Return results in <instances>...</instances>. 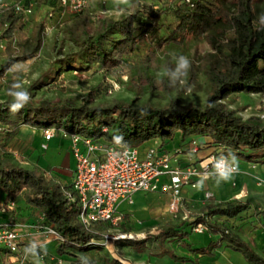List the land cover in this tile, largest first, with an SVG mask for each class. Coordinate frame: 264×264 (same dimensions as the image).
Here are the masks:
<instances>
[{
  "label": "trees",
  "instance_id": "obj_1",
  "mask_svg": "<svg viewBox=\"0 0 264 264\" xmlns=\"http://www.w3.org/2000/svg\"><path fill=\"white\" fill-rule=\"evenodd\" d=\"M178 1L171 11L175 23L166 27L169 33L165 41L180 43L185 34L203 35L210 52L197 65L191 61L174 65L164 57L163 75L155 88L151 70L153 56L147 54L130 69L127 91L131 97L126 100L93 105L91 94H86L79 102L35 100L34 90L54 80L62 71L83 72L95 65L108 74L124 56L133 52L137 41L146 36L151 27L135 1L116 19L102 16L91 20L90 13L84 9L60 23V32L68 49L52 60L46 71L27 87L23 99H11L16 83L11 80L6 83L5 98L0 101V151L16 134L17 127L25 125L35 129L54 127L135 149L153 139H159L163 144L175 133L180 141L189 135H203L229 160L262 163L264 120L256 117L241 120L224 101L237 94H264V0H260L261 6L255 0H191L187 4ZM36 2L47 4L53 12L58 11L55 0ZM104 11L102 7L100 12ZM151 16L158 18L157 13ZM20 18L21 15L15 14L10 7L2 11L0 26L6 23V27L2 29L0 40L23 38ZM42 21L35 23L28 34L29 50L0 64V78L11 63L28 60L39 50ZM29 41L25 39V42ZM197 69L210 83L202 106H181L176 98L161 107L137 103L146 88L151 93L158 88L180 95L193 83ZM66 188L37 169H25L8 160L0 161V192L4 197L14 201L20 194L32 217H40L39 223L52 227L61 240L54 249L56 256L82 261L84 253L97 249L89 242L99 240L98 233L106 227L94 226L96 234L84 231L76 218V208L63 197ZM245 209L246 205L237 201H208L201 207L199 216L189 223H181L179 227L189 226L187 231L168 226L140 242L159 247L163 241L177 239L180 247L190 254L207 257L224 246L238 252L247 264H264V257L257 255L235 232L219 220L217 223L208 219L216 217L229 221ZM195 225L216 239L204 247L192 249L186 240ZM161 253L173 262H188L171 250L161 249ZM111 264L118 263L113 261Z\"/></svg>",
  "mask_w": 264,
  "mask_h": 264
},
{
  "label": "rangeland",
  "instance_id": "obj_2",
  "mask_svg": "<svg viewBox=\"0 0 264 264\" xmlns=\"http://www.w3.org/2000/svg\"><path fill=\"white\" fill-rule=\"evenodd\" d=\"M132 1L138 3L137 5L141 11V15L151 24L150 30L146 36H143L137 41L133 52L124 56L120 63L108 74L97 69L95 65L92 66L91 69L83 72L62 71L54 80L48 81V83L34 90L33 98L35 100L47 98L55 101L70 99L79 102L86 94H91L93 105H109L115 100H126L131 97V94L127 91L128 75L130 74L132 65L137 61H142L145 55L151 54L153 56L151 70L156 88L158 79L163 75V69L166 63L164 57H167L169 62L174 65L186 63L188 61L194 64L196 63L195 65H197L200 59L210 52L209 45L203 38V35L193 36L191 34H185L184 39L180 43L165 41L169 33L166 27L175 23V18L171 11L172 8L174 9L175 4L179 3L178 0H94L91 6H87L85 11L90 13L91 20H95L102 16L116 19L122 11L130 6ZM19 3L22 5L31 3L34 5L36 0H19ZM255 3L261 6L260 0H255ZM34 7L35 6L32 7V13L26 19L28 22H26L32 23L33 19L37 18L38 20H43L41 46L30 59L10 64L6 72L0 78V101H3L5 98V85L10 80L16 83L11 94V99H23L27 87L46 71L48 64L52 60L59 57L68 49L67 42L64 39L63 33L60 32L59 25L64 21H68L69 16L55 17L48 21L46 20V10H42L38 7L34 9ZM100 7H104L105 11L100 12ZM6 8H8V6ZM156 13L158 14V18L154 19L151 14ZM26 22H24V24ZM33 23L35 24V22ZM1 29H3V27H1ZM22 31L24 33L23 38H2L0 40V64L29 50L30 41L28 40V34L30 31L28 26L26 27V24ZM25 39L29 42H25ZM195 72L193 83L180 95H176L173 92L168 93L158 88L151 93L146 88V91L138 97L137 103L140 105L149 104L151 106L161 107L168 101L176 98L181 106H202L210 90V83L199 69ZM179 85H182L181 82H179ZM224 102L241 120H246L249 117H256L260 121L264 120V95L237 94L227 97ZM153 140L157 143L160 142L159 139ZM8 144L0 151V154L15 155L17 161H22V152L18 150V148L14 150V148ZM4 151L8 152L5 153ZM238 161L242 160L240 159ZM216 179H221V176H217ZM260 185L264 186V183ZM161 198L164 202L167 200L164 196ZM160 200L157 201V204L160 203ZM141 203V200H138L135 204ZM145 203H149L147 198L143 200V204ZM198 208L199 205L191 206L187 203H180L176 212L171 213L166 211L163 206L162 210L160 209L159 211H153L151 207H148V218L138 219L137 223L125 221L126 223H123L124 225H119L109 231L111 235L116 232L132 234V239H125L123 242L108 241L106 244L98 245L97 249H93L87 254L85 262L86 264H92V259H94L97 264H111L113 261L118 264H180L167 259V257L163 256L161 253V249L171 250L176 255L182 253L183 248L180 247L179 240L170 239L168 241H163L159 247L146 243L143 244L140 241L145 242L147 236L156 235L161 229L168 226L187 231L189 229L188 225L183 227L179 226L182 222L189 223L194 220L196 216H199L201 208ZM208 219L209 221H215L217 223H219V220L225 227L239 235L242 231L239 228V223L247 218L246 216H237L229 221L216 217ZM195 226H193V228ZM191 234L193 238L196 237L194 235H197L199 238L203 235L211 236L205 230L200 234L191 231ZM135 235L137 237H135ZM188 240L189 238L186 241L188 242ZM138 241L139 243H137ZM197 242L200 241L197 240ZM119 246H121L122 250L118 248ZM140 257L142 258L140 259ZM1 264H4L3 261H1Z\"/></svg>",
  "mask_w": 264,
  "mask_h": 264
},
{
  "label": "crops",
  "instance_id": "obj_3",
  "mask_svg": "<svg viewBox=\"0 0 264 264\" xmlns=\"http://www.w3.org/2000/svg\"><path fill=\"white\" fill-rule=\"evenodd\" d=\"M92 1L94 0H88L87 6H91ZM16 3H19V0H0V14L7 6L12 9V6ZM33 6H35L34 9L38 7L42 10L50 8L47 4H39L37 2L34 3ZM54 13L55 17H67L66 15H59V10ZM27 18L28 17L23 19L20 18V23L23 25L24 22L27 21ZM37 20L38 18L33 19V22L37 23L42 19ZM27 22L25 24L30 31L34 23L32 22V25V23ZM4 25H6V23L3 24L2 27ZM1 32L2 29L0 26V33ZM8 145L12 146L14 150L18 148V150L22 152L23 160L17 161L15 155L0 154V161L8 160L25 169H37L45 177L54 179L62 187L69 186L72 179L73 160L66 139L59 135H55L49 141L43 142L41 129L19 125L16 134ZM157 146L170 156L175 154L176 160H172V167L191 165L194 161L209 154L220 155L219 149L210 143L208 137L191 135L180 141L178 133H175L171 140L165 141L163 144L160 142L157 143L154 140L143 143L137 148L138 155L143 157L147 149ZM191 149H195V152L191 153ZM4 152L6 153L8 151ZM178 152L179 154H176ZM232 161L236 163L238 168L236 173L218 175L219 177L221 176V179H216L217 176L200 179L194 188H190L189 186L182 187L180 190L179 205L180 203H187L191 206L199 205V208H201L208 201H213L215 203L237 201L245 204L246 209L235 216H246L247 218L239 223V228L242 231L238 236L248 244L257 255L264 257V186L257 185V180L264 183V161L262 163H248L236 159H232ZM162 180L163 179H161V181ZM204 193H208L210 198L206 200L204 198ZM163 196L167 199L165 202L162 201L161 197ZM145 198L149 200V203L143 204ZM138 200H141L142 203L136 205L135 203ZM158 200H160V203L157 204ZM9 201L10 200L5 198L4 194L0 192V225L9 224L14 226V231L19 238V245L21 248L36 249V251L29 253L27 264H56L57 260H60L61 264H86L85 258L90 252H86L82 255V261H76L74 258L66 256H56L54 253L56 243L51 238L44 236L34 229V225L39 223L41 218L32 217L29 206L24 203L20 194L14 197V201H12L13 207L11 209L7 208V203ZM168 201L169 197L165 193L136 192L132 195L130 204L120 203L117 206V211L123 214V221L120 225L126 222L137 223L138 219L148 218V207H151L153 211H159L160 209L162 210L163 206V208L168 211L166 204ZM191 235L192 234L188 237V243L192 249L204 247L210 241L216 239V237L212 235H203L201 238L197 235H194L196 237L193 238ZM197 240L200 242H197ZM118 248L122 250L121 246ZM39 252L44 255L43 260L37 258ZM179 256L188 259V262L180 264H247L238 252L232 251L224 246L214 250L210 257L201 256L199 254L193 255L185 249H183V252L180 253ZM1 261H3L4 264H17L14 256L0 248V264ZM92 264H97L94 259H92Z\"/></svg>",
  "mask_w": 264,
  "mask_h": 264
},
{
  "label": "built area",
  "instance_id": "obj_4",
  "mask_svg": "<svg viewBox=\"0 0 264 264\" xmlns=\"http://www.w3.org/2000/svg\"><path fill=\"white\" fill-rule=\"evenodd\" d=\"M181 1L187 4L191 0ZM55 3L59 15L73 16L86 9L88 0H55ZM32 7L31 3H16L12 6V11L23 19L31 15ZM45 14L48 21L55 18L51 8ZM5 27L6 25L3 26ZM55 135L68 141L73 160L72 179L63 190L65 201L76 208V218L84 231L96 234L94 226L106 227L98 233L100 239L91 240L90 245L100 246L108 241L133 238L132 234L116 232L111 235L109 231L123 221V214L117 211V206L120 203L130 204L134 193H165L169 197L167 209L175 213L182 187L194 188L200 179L238 171L236 163L222 155L209 154L191 165L172 167V160H176L175 154L170 156L158 146L147 149L143 157H140L135 148L114 145L101 138L92 139L54 127L41 129L43 142L49 141ZM194 152L195 149H191V153ZM257 183L260 185L263 182L257 180ZM204 198L207 200L210 195L204 193ZM12 207L13 202L9 201L7 208ZM34 229L55 243L61 241L51 226L36 223ZM203 230L199 225L192 229L194 233H202ZM0 247L14 256L17 264H27L29 253L36 251L35 248H21L14 226L9 224L0 225ZM37 258L43 260L44 255L39 252ZM56 264H61V261L57 260Z\"/></svg>",
  "mask_w": 264,
  "mask_h": 264
}]
</instances>
